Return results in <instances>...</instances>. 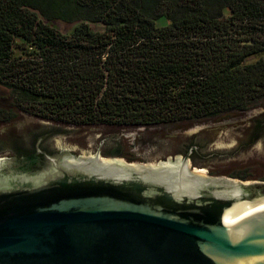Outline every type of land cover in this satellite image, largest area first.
<instances>
[{"label": "trees", "instance_id": "16d2710c", "mask_svg": "<svg viewBox=\"0 0 264 264\" xmlns=\"http://www.w3.org/2000/svg\"><path fill=\"white\" fill-rule=\"evenodd\" d=\"M263 52L264 0H0V86L70 124L244 111L264 100Z\"/></svg>", "mask_w": 264, "mask_h": 264}, {"label": "water", "instance_id": "95a60500", "mask_svg": "<svg viewBox=\"0 0 264 264\" xmlns=\"http://www.w3.org/2000/svg\"><path fill=\"white\" fill-rule=\"evenodd\" d=\"M219 131L191 135L158 162L62 150L47 155V167L12 177L1 156L0 264H264V180L210 175L181 157L190 141L199 161L264 138L252 128L209 149Z\"/></svg>", "mask_w": 264, "mask_h": 264}, {"label": "rangeland", "instance_id": "374dc122", "mask_svg": "<svg viewBox=\"0 0 264 264\" xmlns=\"http://www.w3.org/2000/svg\"><path fill=\"white\" fill-rule=\"evenodd\" d=\"M54 25L61 32H68L74 22L55 20ZM264 59V52L251 58ZM15 101L9 90L0 86V145L5 149L4 157L12 154L10 144L14 139L29 143L38 133H49L48 145L57 150H67L77 155L93 153L100 136L106 132L124 133L120 137L121 158L126 161L158 162L170 157L179 149L191 135L214 127L220 128L218 134L207 145L209 149L219 150L240 139L246 138L258 121L264 118V100L244 111L222 113L199 121H179L145 125L146 139L142 145L138 139H131L129 132L143 129L142 126L133 130H125V125L117 124H70L57 119L42 118L28 110L15 106ZM58 131V132H52ZM46 145V144H45ZM47 146V145H46ZM116 157V156H115ZM192 165L201 167L210 175L238 177L247 176L248 180H264V138H260L251 147L239 155L222 158L195 161L190 158Z\"/></svg>", "mask_w": 264, "mask_h": 264}, {"label": "flooded vegetation", "instance_id": "af4514ba", "mask_svg": "<svg viewBox=\"0 0 264 264\" xmlns=\"http://www.w3.org/2000/svg\"><path fill=\"white\" fill-rule=\"evenodd\" d=\"M17 104H15L16 106ZM17 107V106H16ZM260 121L257 122L259 124ZM111 125V124H110ZM147 124H139V125H133V126H126V128H122L123 131L125 130H133L136 127L142 126L143 129L138 130L136 132L132 131L129 132V137L131 139H138L137 144L139 146L142 145V140L146 137V130H144V126ZM256 130V124L253 126V130ZM263 132H264V125H263ZM259 133H254L255 135H260ZM48 133L45 134H36L35 137H33L29 143L22 142L20 140L14 139L10 144L11 152L10 156L6 157L8 159L7 162H4V167L1 169L2 174L9 175L12 177L17 176V172H22L26 174H34L35 172L39 171L43 167H47V155H55L57 153H60L61 150H57V148L50 146L47 144V142L44 143L48 139ZM120 137H126L124 133H120V135H117L116 132H106L100 136L99 142L95 145L93 154L96 152H99L101 156L104 157H118L121 155V148L118 143V139ZM146 139V138H145ZM113 142L115 144H113ZM47 146H46V145ZM195 142L190 141L187 142L184 146V150L182 151V156H187L189 159L192 158L194 154H198V148L196 146ZM5 149L0 145V157L1 154L5 153ZM28 157L27 165L26 167H21L19 163V158L22 157ZM4 157V156H3ZM16 164L19 165V168L17 170ZM16 167V168H15Z\"/></svg>", "mask_w": 264, "mask_h": 264}, {"label": "bare ground", "instance_id": "6f19581e", "mask_svg": "<svg viewBox=\"0 0 264 264\" xmlns=\"http://www.w3.org/2000/svg\"><path fill=\"white\" fill-rule=\"evenodd\" d=\"M200 171H201V172H204V170H203V169H200Z\"/></svg>", "mask_w": 264, "mask_h": 264}]
</instances>
